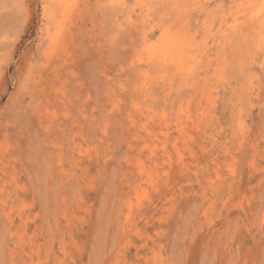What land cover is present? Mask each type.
I'll return each mask as SVG.
<instances>
[{"label":"rangeland","instance_id":"rangeland-1","mask_svg":"<svg viewBox=\"0 0 264 264\" xmlns=\"http://www.w3.org/2000/svg\"><path fill=\"white\" fill-rule=\"evenodd\" d=\"M239 1L0 0V264H264V1ZM181 28L195 73L139 60Z\"/></svg>","mask_w":264,"mask_h":264},{"label":"bare ground","instance_id":"bare-ground-1","mask_svg":"<svg viewBox=\"0 0 264 264\" xmlns=\"http://www.w3.org/2000/svg\"><path fill=\"white\" fill-rule=\"evenodd\" d=\"M162 1V0H161ZM165 1V0H164ZM253 0H246L243 4H241V2L239 1V4L238 5L241 7L239 10H238V15H239V18L235 21H243L245 22L244 20H249L250 18L252 19H257L258 21V18L260 16V14H262V4H259L260 1L261 3L264 1V0H260L258 2L259 5H257L255 8H252L250 5L252 3ZM256 1V0H255ZM258 1V0H257ZM254 2V1H253ZM253 5V4H252ZM264 5V4H263ZM148 9V8H147ZM150 11V9H148ZM264 10V9H263ZM147 16V15H146ZM181 18V17H180ZM252 19L253 23H254V20ZM180 20V19H179ZM183 20V19H181ZM233 21V20H232ZM255 20V22H257ZM183 22V21H182ZM242 22V23H243ZM181 23V21L179 22ZM236 24V22H234ZM239 23V22H238ZM251 23V22H250ZM183 24V23H182ZM181 24V25H182ZM241 24V23H240ZM245 24V23H244ZM148 25V24H147ZM180 25V26H181ZM186 25V24H184ZM239 25V24H238ZM173 26V24H172ZM187 26V25H186ZM232 26V24H231ZM230 26V27H231ZM262 26V25H261ZM170 27V26H169ZM179 27V26H178ZM185 28V26H183ZM233 27H236V26H233ZM149 28V27H148ZM163 28V27H162ZM161 28V29H162ZM167 28V27H166ZM180 28V27H179ZM142 29H144L142 27ZM150 29V28H149ZM153 29V27L151 28ZM150 29V30H151ZM136 30V28H135ZM145 30V29H144ZM166 30V29H164ZM175 30V29H174ZM172 30V31H174ZM178 29H176L177 31ZM146 31V30H145ZM168 31V30H167ZM166 31V32H167ZM209 31V30H208ZM141 32V31H140ZM165 32V33H166ZM224 32V31H223ZM143 33V32H142ZM147 33V31H146ZM145 32L143 34H146ZM160 33H163V32H160ZM176 32L174 33H166L167 37H164L162 36L161 38H159L155 44H152V45H149L147 44L148 47L147 50L145 49V53L143 55V57L139 56L140 57V61L143 60V62L146 64L147 67H158V70L160 68V73H165V71H167V68H171L173 71L176 72V74L178 73V76H182L183 74L185 75V73L183 72L184 71V67L187 66L189 67V71H188V75H191L193 74L192 71L194 68H196L195 66L193 67V69H191L190 67V62L192 63L193 65V62H192V57H191V50L194 48H192V42L191 40L188 38L189 37V34H186L187 33V30H186V33L183 32V28H181L177 34H175ZM189 33V31H188ZM141 34V33H140ZM142 34V36H143ZM186 34V35H185ZM164 35V34H163ZM188 35V36H187ZM141 36V37H142ZM194 36V35H193ZM145 39V38H144ZM156 39V37H155ZM143 41V38L142 40ZM151 42V41H150ZM143 43V42H142ZM146 45V44H145ZM248 45V44H247ZM143 49V48H142ZM196 49V48H195ZM144 50V49H143ZM194 50V49H193ZM204 50V48H203ZM142 52V50H140ZM200 51V50H199ZM260 51V50H259ZM140 52V53H141ZM141 53V54H143ZM202 53V52H201ZM204 53V52H203ZM138 54V53H137ZM196 54V53H195ZM195 54H193L192 56L194 57ZM199 55V53H197ZM201 55V54H200ZM197 56V55H196ZM195 56V57H196ZM136 57V56H135ZM137 57V59L139 58ZM225 57V56H224ZM226 58V57H225ZM199 59V57H198ZM197 59V61H198ZM196 61V60H194ZM199 62V61H198ZM225 62V61H224ZM141 63V62H140ZM195 64V63H194ZM196 70V69H195ZM169 71V69H168ZM186 71V70H185ZM194 72V71H193ZM195 73V72H194ZM143 76V74H142ZM192 77V76H190ZM166 78V77H165ZM191 79V78H190ZM191 82V81H190ZM133 104V103H132ZM135 104V103H134ZM136 105V104H135ZM138 105V104H137ZM136 107V106H135ZM134 108V106H133ZM127 119V118H126ZM130 120V119H129ZM132 120V119H131ZM131 123V122H130ZM133 123V122H132ZM165 124V122L163 123ZM134 126V125H133ZM167 126V125H166ZM134 132V131H133ZM132 144V143H131ZM129 144V145H131ZM138 170L140 168H137ZM137 170V171H138ZM143 170V169H141ZM140 170V171H141ZM144 171V170H143ZM141 171V173H145V171L143 172ZM140 173V174H141ZM142 175V174H141ZM144 175V174H143ZM146 179V177L144 178Z\"/></svg>","mask_w":264,"mask_h":264}]
</instances>
